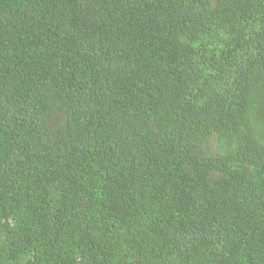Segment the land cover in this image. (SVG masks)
<instances>
[{"label":"trees","instance_id":"16d2710c","mask_svg":"<svg viewBox=\"0 0 264 264\" xmlns=\"http://www.w3.org/2000/svg\"><path fill=\"white\" fill-rule=\"evenodd\" d=\"M0 264H264V0H0Z\"/></svg>","mask_w":264,"mask_h":264}]
</instances>
